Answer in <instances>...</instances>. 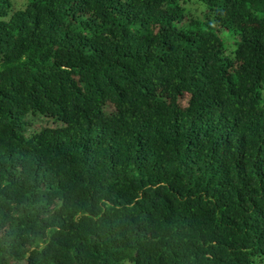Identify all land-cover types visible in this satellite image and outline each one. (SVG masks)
<instances>
[{
  "label": "trees",
  "instance_id": "trees-1",
  "mask_svg": "<svg viewBox=\"0 0 264 264\" xmlns=\"http://www.w3.org/2000/svg\"><path fill=\"white\" fill-rule=\"evenodd\" d=\"M0 264H264V0H0Z\"/></svg>",
  "mask_w": 264,
  "mask_h": 264
},
{
  "label": "rangeland",
  "instance_id": "rangeland-1",
  "mask_svg": "<svg viewBox=\"0 0 264 264\" xmlns=\"http://www.w3.org/2000/svg\"><path fill=\"white\" fill-rule=\"evenodd\" d=\"M31 121V120H30ZM32 127H34V126H32Z\"/></svg>",
  "mask_w": 264,
  "mask_h": 264
}]
</instances>
